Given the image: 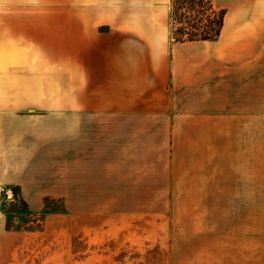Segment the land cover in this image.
<instances>
[{
  "label": "crops",
  "instance_id": "obj_1",
  "mask_svg": "<svg viewBox=\"0 0 264 264\" xmlns=\"http://www.w3.org/2000/svg\"><path fill=\"white\" fill-rule=\"evenodd\" d=\"M213 4L175 42L171 0H0L76 10L0 14V264H264V0Z\"/></svg>",
  "mask_w": 264,
  "mask_h": 264
},
{
  "label": "rangeland",
  "instance_id": "obj_2",
  "mask_svg": "<svg viewBox=\"0 0 264 264\" xmlns=\"http://www.w3.org/2000/svg\"><path fill=\"white\" fill-rule=\"evenodd\" d=\"M63 10H65L63 12ZM188 6L185 8L183 7L179 13H183L184 16L181 19H173L172 16V0L170 6V16L172 17V34L174 39V33L180 32L181 30L185 31H192L194 26L193 18L188 17ZM220 10H217L216 19L219 18ZM0 14L4 15H37V16H59V15H66V14H76L75 9H62L59 7H47V8H5L0 9ZM175 41V39H174ZM264 105H262V135H261V146H262V160L264 161ZM264 168L262 169V191H264ZM10 193L9 191L4 192L3 196V208L10 214V218L16 216L18 212L20 215L21 223L23 225L29 222L28 215L26 214V204L19 198L18 193L14 190H11V198H8L7 194ZM264 195V193L262 194ZM62 201H47V208L52 210H57L63 207ZM261 211H262V222H264V198L261 200Z\"/></svg>",
  "mask_w": 264,
  "mask_h": 264
},
{
  "label": "trees",
  "instance_id": "obj_3",
  "mask_svg": "<svg viewBox=\"0 0 264 264\" xmlns=\"http://www.w3.org/2000/svg\"><path fill=\"white\" fill-rule=\"evenodd\" d=\"M188 6V17L193 18L194 26L192 31L181 30L174 33L175 42L187 41H207L216 40L221 33L225 12H219L216 19L217 9L214 7L213 0H172L173 19H181L183 13L180 10Z\"/></svg>",
  "mask_w": 264,
  "mask_h": 264
},
{
  "label": "built area",
  "instance_id": "obj_4",
  "mask_svg": "<svg viewBox=\"0 0 264 264\" xmlns=\"http://www.w3.org/2000/svg\"><path fill=\"white\" fill-rule=\"evenodd\" d=\"M11 195L12 194H11V191H10V193L7 194L8 198H11L12 197Z\"/></svg>",
  "mask_w": 264,
  "mask_h": 264
}]
</instances>
